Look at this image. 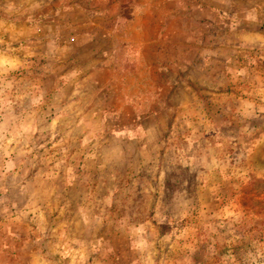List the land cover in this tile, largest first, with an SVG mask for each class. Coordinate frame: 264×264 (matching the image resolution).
I'll list each match as a JSON object with an SVG mask.
<instances>
[{"label": "rangeland", "instance_id": "374dc122", "mask_svg": "<svg viewBox=\"0 0 264 264\" xmlns=\"http://www.w3.org/2000/svg\"><path fill=\"white\" fill-rule=\"evenodd\" d=\"M202 3L0 0V264H264V28L233 55ZM221 46L247 71L235 97L193 88L199 140L111 137L179 119L185 69Z\"/></svg>", "mask_w": 264, "mask_h": 264}, {"label": "crops", "instance_id": "0c3cea01", "mask_svg": "<svg viewBox=\"0 0 264 264\" xmlns=\"http://www.w3.org/2000/svg\"><path fill=\"white\" fill-rule=\"evenodd\" d=\"M202 6H213L215 8L216 17L219 21H225L230 24V32L241 33L239 35L243 40L244 44L236 48H228L233 51V55L240 53L239 55H245V51L242 49L247 47L250 39H253L252 36V25L257 24L261 28H264V0H202ZM172 3H179L180 0H171ZM227 49L224 46L217 47L216 49H204L201 53L200 62L195 67H187L185 70L190 71V74L186 75L184 79V86L186 89L177 91L175 96L180 108L186 109V111L181 115L179 119H167L165 122L159 120L157 123L145 128L141 125L140 122L134 123V125L114 132L111 136L118 143L127 145V148L141 149L144 144L153 145L160 144L163 146H168V143L171 140L177 138H184L188 136L190 140L197 141L200 139L196 135V126L194 118V104L196 101L201 100V94H198V89L193 88H211L215 89L216 92L221 87L228 88L233 82V86L236 85L235 79L236 75H242L247 71V64L240 63L241 61H232L230 57L227 56ZM238 57H236L237 59ZM202 61V62H201ZM196 74V76H194ZM236 87V86H235ZM188 88V89H187ZM227 94L233 93V96H236L234 90H227ZM220 97V95H218ZM218 127L215 123L209 122L203 130H238L235 127ZM199 130H201L199 128ZM111 133L109 130H99L98 134L94 135L98 144H107V137ZM187 139V138H186ZM40 146H43L41 144ZM39 147V146H38ZM37 147V148H38ZM165 149V148H164ZM167 149V148H166ZM200 152L195 151L193 153L192 160L201 154ZM142 151V150H141ZM11 155V154H10ZM9 158V159H8ZM12 157L7 156L6 163L9 165L12 163ZM196 164V163H195ZM76 166V165H74ZM104 166V165H102ZM16 171L14 170L11 175ZM20 172V171H19ZM19 172H16L19 174ZM15 173V174H16ZM13 177V176H11ZM16 177V175L14 176ZM10 178V177H7ZM20 184L19 186H11L9 192H14L16 195L20 196L22 205L24 206L25 202H29L30 194L28 192V184L31 183L30 179L23 175L21 169L20 175ZM18 199V197L16 196Z\"/></svg>", "mask_w": 264, "mask_h": 264}]
</instances>
